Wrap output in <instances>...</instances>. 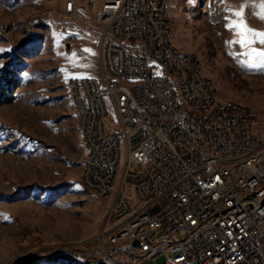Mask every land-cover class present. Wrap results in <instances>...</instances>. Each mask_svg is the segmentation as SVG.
I'll return each mask as SVG.
<instances>
[{"label":"built area","instance_id":"1","mask_svg":"<svg viewBox=\"0 0 264 264\" xmlns=\"http://www.w3.org/2000/svg\"><path fill=\"white\" fill-rule=\"evenodd\" d=\"M167 4L56 0L58 24L98 33L104 79L68 89L89 146L81 182L110 202L99 239L130 264H264V137L247 107L217 104L198 55L169 46Z\"/></svg>","mask_w":264,"mask_h":264},{"label":"rangeland","instance_id":"2","mask_svg":"<svg viewBox=\"0 0 264 264\" xmlns=\"http://www.w3.org/2000/svg\"><path fill=\"white\" fill-rule=\"evenodd\" d=\"M55 6L56 0H0V264H130L99 239L112 226L110 202L81 182L87 148L69 97L71 78L104 79L98 33L62 27ZM170 6L174 44L198 55L219 97L248 107L264 137V69L244 66L256 61L229 43L241 36L228 27L243 22L264 32V4ZM251 38L250 47L264 50Z\"/></svg>","mask_w":264,"mask_h":264},{"label":"bare ground","instance_id":"3","mask_svg":"<svg viewBox=\"0 0 264 264\" xmlns=\"http://www.w3.org/2000/svg\"><path fill=\"white\" fill-rule=\"evenodd\" d=\"M165 13H172V9L170 6V0H168V4H167V6H165ZM173 18H174V23H170V29H169V33H168L169 46H171L172 49H174V51L178 54H186L185 52L181 51L180 48L174 44L173 29L176 26V20H175L174 15H173ZM197 69H199V72H201L202 76H206V75H204V73L202 71V62H201L200 58H197ZM207 81H212V89L218 90L216 83L211 78H209L208 76H207ZM113 82H120V75H113ZM70 83H71V79L69 80V83H68L69 88H70ZM69 97H70L72 103L74 104L76 111H77V114H78V117H79V126H80L81 132L83 134V137L85 140V145L87 148V155H86V159L84 162H87V157H89V146H87V144H86V134H85V129H84V123H82V121H81V115H80L81 102H80V100L76 99V93H74V91L72 89H70V91H69ZM216 102H217V104H224L225 103V104L241 105V104H238L236 102L222 100L219 97V95H216ZM242 106H244V105H242ZM247 112L249 114H253L252 111L248 107H247ZM108 116H115V109H108ZM125 173H126V165H119L118 175H114L112 177V187H120L122 185V175H125ZM83 185L89 191V186H86L85 184H83Z\"/></svg>","mask_w":264,"mask_h":264},{"label":"snow or ice","instance_id":"4","mask_svg":"<svg viewBox=\"0 0 264 264\" xmlns=\"http://www.w3.org/2000/svg\"><path fill=\"white\" fill-rule=\"evenodd\" d=\"M261 3L264 4V0H261ZM235 15L241 16L242 13L236 12ZM261 18H264V17H261ZM228 27L230 30H235L236 33H238L241 36V39L239 41H232L229 43H239L242 48H247V51L242 54L245 56L253 57L256 61L255 63L244 64V66L264 69V50L250 47L251 44L256 42V40L252 39L251 37H258L259 43L261 45H264V32H259L255 29H251L246 25V23H243V22H237L235 24H230L228 25ZM232 55L235 58V54H232Z\"/></svg>","mask_w":264,"mask_h":264},{"label":"water","instance_id":"5","mask_svg":"<svg viewBox=\"0 0 264 264\" xmlns=\"http://www.w3.org/2000/svg\"><path fill=\"white\" fill-rule=\"evenodd\" d=\"M67 48H68V50L70 49L69 46H67ZM134 246L138 248V247H139V244H138V243H135ZM129 249H130V246H127V247L121 249V251H127V250H129Z\"/></svg>","mask_w":264,"mask_h":264}]
</instances>
